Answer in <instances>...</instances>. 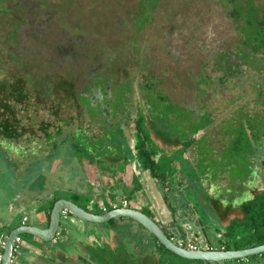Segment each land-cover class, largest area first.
<instances>
[{
  "label": "rangeland",
  "instance_id": "rangeland-1",
  "mask_svg": "<svg viewBox=\"0 0 264 264\" xmlns=\"http://www.w3.org/2000/svg\"><path fill=\"white\" fill-rule=\"evenodd\" d=\"M262 8L264 0H0V116L8 92L5 83L22 80L26 86L25 99H11L10 110L4 111L21 135L15 142L0 140V236L8 235L24 215L35 223L40 209L49 212L54 199L70 198L72 190L87 184L84 170L71 164L69 143L76 151L88 149L95 163L100 152H106L103 163L117 155L103 145L119 136L110 132L108 139L101 136L99 107L80 109L83 105L76 104L96 78L110 86L112 113L106 123L115 130L126 128L125 121L132 122L137 106L128 100L134 95L141 110L151 109L144 129L150 126L155 134L190 145L189 154L194 148L204 154L194 173L201 171L207 194L214 193L207 183L222 169L229 170V178L222 180L229 191L222 185L215 191L218 197L242 202L243 196V200L249 197L246 187L255 185L264 191V179L254 168L259 164L254 159L264 156V48L253 33ZM251 125L258 129L255 135H246ZM78 127L88 129L89 135H78ZM219 148L216 154L213 150ZM69 163L70 171L65 168ZM90 166L98 168L94 163ZM249 176L254 182L243 184ZM166 180L158 179L160 196L170 208L180 210ZM87 185L97 200L105 199L95 184ZM105 188L117 203L127 199L132 207L157 218L137 202L134 187ZM253 197L249 204L253 207L242 219L231 220L225 232H215L199 216L201 237L181 238L203 249L206 244L234 249L236 244L244 248L254 243L264 218V196ZM112 205L108 203V208ZM175 216L173 221L184 231L178 213ZM162 225L177 242L180 237ZM20 236L14 258L22 255L26 243L35 242L29 234ZM66 244H71L69 239L61 246ZM118 252L111 257L105 250L97 255L98 264L164 263L150 251L141 256L128 242ZM163 256L172 264L196 262L170 252Z\"/></svg>",
  "mask_w": 264,
  "mask_h": 264
},
{
  "label": "crops",
  "instance_id": "crops-1",
  "mask_svg": "<svg viewBox=\"0 0 264 264\" xmlns=\"http://www.w3.org/2000/svg\"><path fill=\"white\" fill-rule=\"evenodd\" d=\"M126 128L130 132L131 136L136 135V137H140L142 134L138 128H136V124L132 122H126ZM135 125V126H134ZM139 131V133H138ZM202 132L198 133V136L200 137V134ZM157 134V133H156ZM162 135V134H160ZM164 136V135H163ZM168 138V137H167ZM161 148H167L166 152H171L170 155L167 154H161L162 152H156V153H150V160L151 164L147 163V159L139 152L135 151L133 152L129 150V152L126 155H115V158H111V156L107 157L106 163L105 159L103 161V154H99L98 157H95L94 159L98 160L96 163L95 161L91 160V155L89 152H87L88 149L82 148L83 150L76 151L74 147L69 143L68 150H69V156L70 159H72L73 165H76L75 167L78 168V171L84 170L83 174H86V183H92L95 184L96 189L100 188L99 191L102 190V195L104 196V200H97L95 197V193L89 192V186L87 184H83L80 186L79 190H72V194L69 199L82 208H85L87 211L93 212V213H103L107 210H110L114 208L116 205L120 207H125L122 205V199L120 201L121 204L117 203V199H111L110 194L106 190L105 187L107 186H115L118 188H127V190H130V188L133 189V195L135 196L137 202H139L144 207L148 208L150 212H154L156 215V220L160 223L164 224V226H167L169 230L172 232L171 234L179 236V237H186L187 234H192L193 236H199L201 237V231H203V218L202 221L199 218L204 217L205 220H207V225H211L212 230L215 232L221 234L220 232L224 231L229 226L230 221L235 218L242 219L244 217L245 212L248 211V209H251L253 207L249 206L251 199H253V196L258 197L262 194V190H258L251 187H246V194L247 197L249 196L250 199L245 198L242 202H234V199H225L223 197H218L216 195L215 191L216 189H221L222 185L227 186L226 190L229 191V186L226 182H223L222 180L225 179V176L229 174V170L222 169V172H217L218 175L212 178V181H209L207 183V187L212 188L214 193L207 194L203 188L202 185L205 184V182H202L199 177L200 172L198 171L197 174L194 173V168L197 166V162L199 158L204 157V154H199L196 151V148H194L192 153L189 154V146L182 143V146L176 149L174 145H169L168 143H164V141L156 137L152 139ZM215 143V141H213ZM213 145V143L211 144ZM221 148L214 149L213 151L217 154L220 153ZM217 151V152H216ZM78 152V153H77ZM92 152V151H90ZM94 156V155H93ZM124 156L126 159H122L123 166L120 168H115V162L119 159V157ZM58 157V156H56ZM89 157V158H88ZM250 157V156H249ZM111 158V159H110ZM118 158V159H117ZM155 161H154V160ZM220 159V158H219ZM259 160L260 165L258 166V171L260 172L262 178L264 179V156L259 155L254 160ZM257 160V161H258ZM154 161V163H153ZM94 163L95 166H98V168H92L90 165ZM69 165L65 168L67 170H71L69 168L71 166ZM85 166V167H84ZM151 166V167H150ZM69 168V169H68ZM152 168V169H151ZM257 171V172H258ZM216 173V171H214ZM251 173L253 174V170L251 169ZM165 176L167 178L166 185L168 186V190L173 193V197L178 199V203L176 204V207L180 210L175 209V207L170 208L171 206L166 202V198L160 196V192L157 189V182L160 177ZM230 175H228L229 178ZM76 179V175L74 176ZM79 177L81 178V173L79 172ZM253 176L247 177L246 180H242L243 184H247L248 181H251ZM82 179V178H81ZM263 181V180H262ZM75 187V186H74ZM73 187V188H74ZM209 188V189H210ZM187 190V191H185ZM98 191V193H99ZM188 191L192 192L191 194L194 196L193 200L189 197ZM228 193V192H226ZM77 196V199L75 200L73 196ZM240 195V196H241ZM83 196V197H82ZM58 198L54 199L55 201ZM60 199V198H59ZM223 200V201H221ZM108 203L113 204L111 208H108ZM116 204V205H115ZM115 205V206H114ZM193 205H198L201 207L200 210L196 211V209H193ZM96 207V209H94ZM127 208H135L129 205L126 206ZM138 209V208H135ZM101 210V211H100ZM50 212V210H49ZM49 212L46 209H40L39 216L35 217V223H29V216L24 215V217H27V220L25 223L22 221L21 224H28V225H34L41 228L47 227L49 223ZM178 213V217L181 218V222H183L182 227L184 228V231L179 229L176 226V223L173 221V217H176L175 215ZM246 217V216H245ZM177 220V219H176ZM15 225L11 228H9L11 231L13 228H15ZM174 227H176V231H174ZM181 227V228H182ZM110 228V224L107 226L108 230ZM103 233L102 231H99V234ZM184 233V234H183ZM2 235V234H1ZM5 235V234H4ZM89 235L88 232H85L83 236ZM182 235V236H180ZM35 242L30 241L25 244L24 250L22 255L18 258H15L16 264H44L43 259H48L50 262H53V255L54 251H51L50 249L44 248V243H42L39 239L33 237ZM102 243L103 239L98 238ZM55 242H52V244L46 245L50 248H55L54 246ZM33 244V245H32ZM43 247V248H42ZM45 256V257H44ZM44 257V258H43ZM43 258V259H42ZM53 264V263H51Z\"/></svg>",
  "mask_w": 264,
  "mask_h": 264
},
{
  "label": "flooded vegetation",
  "instance_id": "flooded-vegetation-1",
  "mask_svg": "<svg viewBox=\"0 0 264 264\" xmlns=\"http://www.w3.org/2000/svg\"><path fill=\"white\" fill-rule=\"evenodd\" d=\"M101 82L102 81L101 80L99 81L98 78L93 80V84L90 85V87L88 88L89 92L86 93L81 98H78L76 104L77 106L83 105L84 108L80 107V109H85V107H88V106H93L96 108L99 107L100 111H96V112L102 115L101 122L102 120L103 122H102L101 128H103L102 129L103 131L101 132V136H104L103 138L108 139V137H111V135H113L114 133L118 135V132L120 131V129L118 128L119 130H115L112 124L106 123V120L110 118V115L112 113V112L110 113V104L108 102V100L109 101L111 100L109 98L111 97L112 94L109 91L110 86H107V85L104 86L103 84H101ZM125 102H127L126 98H125ZM131 105H133L134 108L135 106H137V110L133 111L132 116L134 118H132V121L133 123L136 124V128H138L137 121L140 118H142V115L144 113L141 109H139L137 100L131 103ZM94 112L95 111L90 112V113L93 114ZM79 128L80 127L76 129V132L78 133V135H81L83 137H85V135L86 136L89 135L88 129L84 127H81L80 129ZM248 130L249 129H247V132ZM109 132L111 135H109ZM249 134L251 135V133L248 132V135ZM130 138L132 139L131 144L130 142H128L124 134V135H120L118 139L116 138V140H114V138H109L108 141H105L103 145L106 146V148H110L112 151L116 152L117 155L119 154L126 155L130 149L133 152L139 151L142 155L144 154L145 151H148L149 156H150V153H156L158 151L162 152L161 153L162 155L164 153L167 155L171 154L170 151H168V153L166 152L167 148H161L158 145V143H156L153 140L145 139L142 134L140 135V137H136V135H133ZM149 162H151V160L150 161L147 160V163ZM114 165H115V168L122 167L123 166L122 159L116 161ZM258 166H261L260 162L259 164L257 163L254 168H258ZM251 182H254L253 179L251 180ZM256 187L257 186H255V188ZM256 189L259 190L258 187ZM260 190H262V193H264L263 189H260ZM115 207H120V206L116 205ZM146 214L148 213L146 212ZM68 215L70 214L69 213L65 214V216H68ZM148 215L154 218L150 214ZM157 222L161 225L162 229L165 231L162 223H160L159 221ZM260 231L261 229L257 231L256 234H258ZM165 233L168 235L166 231ZM84 234L85 233H83V235ZM83 235L80 233L77 234V237L81 239L76 240V237H73V236L70 238L65 237V235H63V231L59 230L56 242L54 243L55 244L54 245L55 246L54 255H53L54 261L50 262L48 259L46 260L44 256L43 257L44 259L42 258L44 264H51V263L53 264H98L99 261L97 259V255H102V253L104 254L106 250V251L111 252V257H115L118 255V253H120L118 252V249L123 248V245L127 242L130 243L132 249L136 253L140 254L141 256L147 255L146 251H150V254L153 252V257L154 255H159L160 258L162 257L163 259L161 258V261L162 260L164 261L163 264H172L170 259L163 256L165 252L168 253L169 251L166 250L159 243V241L155 238V236L151 234L149 231L145 230L138 223L130 219H127V218H119L115 220V222L112 221L110 223V228L107 231H103V233L101 234H96L94 236H90V235L83 236ZM168 236L172 238V236L170 235ZM98 238L103 239V243ZM68 239H69V242H71V244H68V245L66 244V246H61V244L64 243L65 240H68ZM206 246L212 247L209 244H206ZM221 248L227 249V245H223ZM213 249H216V248H213ZM157 261L158 260H156V262ZM192 261H195V260H192ZM249 263L264 264V254L248 257L246 259L237 260L232 263L230 262L228 263L227 261L226 262H215V263L196 261L194 264H249Z\"/></svg>",
  "mask_w": 264,
  "mask_h": 264
},
{
  "label": "water",
  "instance_id": "water-1",
  "mask_svg": "<svg viewBox=\"0 0 264 264\" xmlns=\"http://www.w3.org/2000/svg\"><path fill=\"white\" fill-rule=\"evenodd\" d=\"M123 131L128 142L131 144L132 139L130 137L132 136L130 132L127 128H124ZM64 210L70 215L65 216V214L62 213ZM119 218H127L138 223L145 230L153 234L166 250L184 259L215 263L237 261L264 254V243L240 249H190L179 246L165 233L156 219L139 209L114 207L103 213H93L85 210L69 199L60 198L54 202L50 210L47 227L41 228L34 225L21 224L9 232L6 238L1 264H9L14 254L16 238L23 233L39 239L45 244V246H43L44 248L54 251V248L46 246V243L54 242L59 230H61L62 222L65 223L64 229L62 230L63 235L70 238L79 233L83 235V233L88 232L90 236H94L99 234V231H107V226L112 221L115 222V220ZM79 239L81 238L76 235V240Z\"/></svg>",
  "mask_w": 264,
  "mask_h": 264
},
{
  "label": "trees",
  "instance_id": "trees-1",
  "mask_svg": "<svg viewBox=\"0 0 264 264\" xmlns=\"http://www.w3.org/2000/svg\"><path fill=\"white\" fill-rule=\"evenodd\" d=\"M258 16H259V18L258 19L256 18L257 20L255 22V27H253V33L255 35L254 38L258 40L259 46L261 48H264V23H263L264 9L263 8L261 9V15L257 14V17ZM5 84H6L5 86H8V88H7L8 92L5 95V100H4V103H3V106L5 108H3L4 110L2 111V114L0 116V140L14 141L13 139H15V138H17L18 136L21 135V131L19 130L17 125H14L10 121L9 116H6V113L4 111L5 110H10V108H11L10 107L11 106L10 100L11 99H13L16 102H21V101H23L25 99V97H26V94H25L26 86H25V82L22 81V80H17L15 83H11V84H9V82H7ZM128 101H130L129 103L135 102L136 101L135 96L133 95L132 101H131V99H129ZM139 109H141V107H139ZM142 110H143V108H142ZM150 112H151V109L143 110L144 114L142 115V118H140L138 121L136 120L137 121L138 130L142 133L143 137L145 139H149V140H152L153 137L154 138L159 137V138H161L164 141V143L165 142L168 143L167 142V140H168L169 141V145H174L175 148H173V149H176V147L177 148L181 147L182 146V142L180 140H178V139H173L172 140V139L167 138L166 136H163V135H160V134H155L152 131V129H150L151 128L150 126H149V129L148 128H146V129L143 128V124H145V122H148L147 119L151 117ZM131 118H134V117L132 116ZM149 123H147V124H149ZM257 129H258V127L254 126V125H251V129H250L251 134L255 135V133H256L255 130H257ZM45 132H46V129H45ZM245 134L248 135V132H245ZM118 135L119 136L120 135H124L123 129L118 132ZM263 145H264V141H263ZM1 149L2 148L0 147V151H1ZM53 153L54 152H51L49 154V156L53 157L52 156ZM143 156L146 157V159L148 161H150V156H149V152L148 151H145ZM149 163H151V162H149ZM261 195L264 196V193H262ZM73 198L76 200L77 196L75 195V196H73ZM54 202H55V200L52 202L50 210H51ZM49 215H50V213H49ZM262 220L263 221L261 223V231L258 234H256V240H254V243L246 245L245 247L254 246V245H258V244L264 243V218ZM240 248H242V247L238 246L237 244L234 247V249H240ZM227 249H232V248L230 246H227Z\"/></svg>",
  "mask_w": 264,
  "mask_h": 264
},
{
  "label": "built area",
  "instance_id": "built-area-1",
  "mask_svg": "<svg viewBox=\"0 0 264 264\" xmlns=\"http://www.w3.org/2000/svg\"><path fill=\"white\" fill-rule=\"evenodd\" d=\"M128 204V200H122V205L123 206H127ZM63 214H67V211H63L62 212ZM27 220V217H24L23 218V223H25ZM6 238H7V235H1L0 236V264L2 262V259H3V250H4V247H5V244H6ZM57 239V238H56ZM56 239L54 240V242H56ZM22 241L21 239V236L19 235L17 238H16V243H15V247H14V253L15 251L18 249L19 247V244L20 242ZM179 246H183V247H187V248H190V249H203L201 247H199L196 243L194 242H189V241H186L182 238H179L178 241L176 242ZM205 249H213L212 247H206ZM9 264H15V258H14V254L9 262Z\"/></svg>",
  "mask_w": 264,
  "mask_h": 264
}]
</instances>
